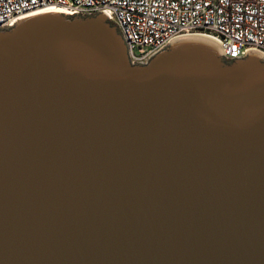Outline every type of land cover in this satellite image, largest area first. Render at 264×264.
Here are the masks:
<instances>
[{
  "label": "water",
  "instance_id": "1",
  "mask_svg": "<svg viewBox=\"0 0 264 264\" xmlns=\"http://www.w3.org/2000/svg\"><path fill=\"white\" fill-rule=\"evenodd\" d=\"M0 264H264V59L193 36L132 66L103 14L0 29Z\"/></svg>",
  "mask_w": 264,
  "mask_h": 264
},
{
  "label": "built area",
  "instance_id": "2",
  "mask_svg": "<svg viewBox=\"0 0 264 264\" xmlns=\"http://www.w3.org/2000/svg\"><path fill=\"white\" fill-rule=\"evenodd\" d=\"M43 10L105 15L121 34L132 66L146 65L171 42L193 36L214 41L225 60L251 52L264 59V0H0V29Z\"/></svg>",
  "mask_w": 264,
  "mask_h": 264
},
{
  "label": "bare ground",
  "instance_id": "3",
  "mask_svg": "<svg viewBox=\"0 0 264 264\" xmlns=\"http://www.w3.org/2000/svg\"><path fill=\"white\" fill-rule=\"evenodd\" d=\"M45 12H48L47 10H43V11H39V12H37V13H33V14H31V16L32 15H37V14H40V13H45ZM30 15H28V17H29ZM25 18V17H24ZM24 18H22V19H20V20H23ZM205 38V37H204Z\"/></svg>",
  "mask_w": 264,
  "mask_h": 264
}]
</instances>
